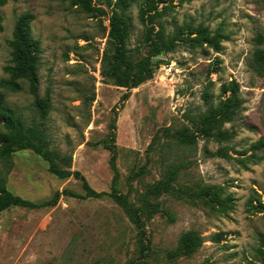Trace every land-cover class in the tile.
Returning <instances> with one entry per match:
<instances>
[{"label":"rangeland","instance_id":"1","mask_svg":"<svg viewBox=\"0 0 264 264\" xmlns=\"http://www.w3.org/2000/svg\"><path fill=\"white\" fill-rule=\"evenodd\" d=\"M114 10H122L120 0L0 5L5 104L25 127L44 131L71 171L107 193L84 197L79 179L57 178L29 149L0 159L12 194L41 203L59 193L46 208L0 212V264H262L264 67L254 54L264 50V0H125L131 69L145 61L152 69L129 90L102 74ZM24 13L33 15L31 34L40 42L44 117L26 80H17L18 89L6 83L9 41ZM152 43L162 50L153 54ZM233 90L231 119L208 130L209 112ZM185 234L196 236L193 250L183 248Z\"/></svg>","mask_w":264,"mask_h":264},{"label":"trees","instance_id":"2","mask_svg":"<svg viewBox=\"0 0 264 264\" xmlns=\"http://www.w3.org/2000/svg\"><path fill=\"white\" fill-rule=\"evenodd\" d=\"M9 1L17 0H0V5ZM150 0H147V3ZM154 3H165L167 0H151ZM122 10L120 12L112 11L109 17V35L108 43L110 49L105 53L103 62L108 64V69L103 71V75L107 77L114 85L124 87L129 90L137 87L145 80L151 78L152 69L148 62H142L135 72L130 66V58L126 54V39L131 30V18L125 12V0H120ZM140 15L144 17V9L141 10ZM33 20V15L30 13L21 14L15 21L12 38L9 41L11 48V65L8 67L10 79L6 83L14 89L19 88L17 80H26L29 85V92L34 97V106L40 115L44 117L46 114L49 101L48 99H40L38 97V74H37V57L40 53V42L31 34L30 24ZM0 16V30H1ZM153 44V54H157L162 50L157 43ZM256 63L264 67V50H257L254 54ZM48 98V97H47ZM127 94L122 96L126 99ZM237 102H235V92H231L229 97L223 101L222 106L216 112H209L206 123L207 129L210 130L224 122H228L234 112ZM115 126L111 125L109 133V143L107 149L111 154V161L115 158V144H114V130ZM29 149L35 154L39 155L45 160L49 167L48 170L59 179H64L73 176L79 179L84 190V197L87 198H101L107 193L97 192L92 189L86 182L83 175L78 171H71L67 163V159L59 157V155L52 151L45 139L44 131L41 128L25 127L22 121L15 115L14 111L5 104V96L0 92V159L7 161L12 154L18 150ZM114 193V189L111 191ZM59 193H55L52 199L43 201L41 203H33L29 200L23 199L12 194L5 186L3 178H0V212L10 206H20L30 209H39L52 206L56 203ZM122 198V197H118ZM125 204V201H123ZM133 218L136 224L142 228L143 224L139 215L132 211ZM145 242L147 239H144ZM148 241V240H147ZM197 238L194 234H185L182 238L183 248L185 250H193L197 245ZM146 246V245H145ZM264 264V253H263ZM93 264H102L101 261H95Z\"/></svg>","mask_w":264,"mask_h":264}]
</instances>
